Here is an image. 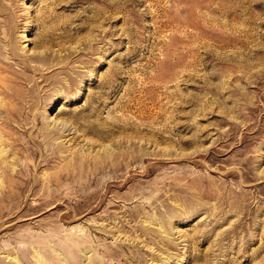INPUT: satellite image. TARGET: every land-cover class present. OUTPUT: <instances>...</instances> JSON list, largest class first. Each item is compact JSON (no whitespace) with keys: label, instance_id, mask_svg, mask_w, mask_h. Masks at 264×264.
Returning a JSON list of instances; mask_svg holds the SVG:
<instances>
[{"label":"rangeland","instance_id":"1","mask_svg":"<svg viewBox=\"0 0 264 264\" xmlns=\"http://www.w3.org/2000/svg\"><path fill=\"white\" fill-rule=\"evenodd\" d=\"M0 59L16 113L0 118L16 139L0 191L24 163L55 184L0 201L1 263L47 244L69 261L56 241L18 237L76 233L92 241L80 261L111 248L122 257L103 264H264V0H0ZM83 169L98 183L78 192L88 201L73 190Z\"/></svg>","mask_w":264,"mask_h":264},{"label":"bare ground","instance_id":"2","mask_svg":"<svg viewBox=\"0 0 264 264\" xmlns=\"http://www.w3.org/2000/svg\"><path fill=\"white\" fill-rule=\"evenodd\" d=\"M25 39H26V37H25ZM29 40L30 39H26L25 41H29ZM15 49L16 48L14 45L8 44L7 52L9 53V55L12 58L16 57V55H15L16 50ZM13 56H15V57H13ZM42 59H43V57H41V56H34L30 60L31 61H42ZM47 60H48V62L46 63V65H47L46 67H47V69H50V72L53 70H56L55 68L60 66V63H58L54 58L47 59ZM0 63L3 66V68H2L3 71H9V69H10L9 66L7 64H5L3 62V60L0 59ZM22 65H23L22 69L24 71L31 70V72L34 75L38 74V78L40 79V81L36 82L34 84H39L40 82L45 81L44 80L45 75L41 74L40 71L37 70V68L30 66L28 63H22ZM12 73H13L14 77L10 80V83L15 84L16 80L18 78L16 76L17 73H16V71H14ZM70 83L72 85H76V82L74 79H70ZM6 94H8V93L6 92ZM9 95L12 96L13 95L12 92L9 93ZM15 114H16L15 110L13 108H9L8 106L2 104L1 99H0V118L4 117L5 119H7L9 117H14ZM1 115H3V116H1ZM61 115L65 116V118H66V116H68V115H70V117L74 116V113L61 112ZM65 118H62V119L64 120ZM69 119H68V121H70ZM68 121H67V123H68ZM61 122H63V121H61ZM52 125H53L52 127L50 126L51 128H47L49 126V125H47V127H45V129L43 128V130L41 132H39L40 133L39 135L37 134L38 135L37 137L40 136L42 139L41 144L43 142H47L48 139L50 138V135L57 130L55 123H53ZM59 125H60V122H59ZM3 127L4 126L0 123V177H2L3 179H7V177L10 175L9 172L13 171V169H14L11 167L10 171L7 170V168H8L6 166L8 164L7 158H9L7 154L11 150L16 139L10 138L7 135V133L3 132ZM89 128H90V126H89ZM58 130H60V129H58ZM18 137H19V135H18ZM27 142L29 143L30 146L29 147L24 146V150H26L28 152L29 158L35 159L39 153L42 154V152H43L42 150H40L39 152L37 150L38 149V146H37L38 141L36 140V136H33V137L30 136V138H28ZM56 159H57L56 153L52 152L49 155L43 156L41 158V162L44 165H49L50 163H52ZM109 161H112V160H110L108 157H106V158L104 157V158L100 159V161L98 162L99 163V171H98L97 176L102 174L101 168H103V167H105V165L109 164ZM31 170H32V168L27 163H24L23 166L21 167V170L19 172H17V171L15 172V176H17V179L19 178L21 180V182L18 184L14 183L13 187L15 189V192L6 191V190L0 191V201H4V202L25 201L29 196L35 197V195H36V192L34 190L35 188L38 189L40 187H43L44 184L49 185V186H55L53 180L42 182L39 179L35 178L34 176H32ZM77 171L79 172V175H77L78 177H76L75 184L73 185L74 194H76L75 197L81 198V200H84V201L91 200L93 198L92 195L81 197L82 195L80 196L78 194V192H81L84 190H86V192H87L88 189H90L91 187H93V188L96 187V185L98 184L97 178L95 177V175H93V178H92V176H90V173H88L85 169H83L81 171H79V170H77ZM115 172H117V171H115ZM112 173H114V172H112ZM55 178L57 180H63V181H73L74 180L73 175L69 174L68 172H60L57 175H55ZM7 182H9V181H7ZM3 183H4V181H2V179L0 178V188L3 187ZM27 191L29 193H27ZM54 197L55 196L50 197V199L53 200ZM31 239L35 240L37 242H44L46 240L56 241L58 244V248L64 250L68 255H70V260L68 261L66 257L62 258L61 254L57 250H55V248L53 246H51L50 244H47L45 246H39L36 250L35 249L29 250V248H27L26 246L18 248V252L20 255L19 256L15 255L16 256L15 257L12 254L14 257L7 258V259H9V264H103L104 258H107L108 260L109 259L112 260V259H118V258L122 257V253L119 252L117 249L103 248L104 249L103 250L104 255L102 256V259L95 258L93 256L91 257V256L85 255L84 259L86 260V263L84 262L85 260L80 261L81 259L79 258L77 253H85V252L88 253L89 249H91V242L92 241L90 242L89 238L84 234L73 233V234H70L67 236H63V235H59V233H56L54 235H37V236L25 235V236L18 237V240H24V241H27V240L29 241ZM93 243H94V241H93ZM31 248H34V246L32 245L30 247V249ZM31 252H33V254H31ZM6 253H8V252H6ZM0 254H2V253H0ZM5 256L7 257L9 255H5ZM0 264H4V263L0 262Z\"/></svg>","mask_w":264,"mask_h":264}]
</instances>
